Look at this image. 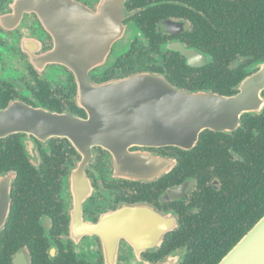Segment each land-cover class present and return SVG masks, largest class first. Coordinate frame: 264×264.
I'll use <instances>...</instances> for the list:
<instances>
[{
	"label": "flooded vegetation",
	"instance_id": "obj_1",
	"mask_svg": "<svg viewBox=\"0 0 264 264\" xmlns=\"http://www.w3.org/2000/svg\"><path fill=\"white\" fill-rule=\"evenodd\" d=\"M263 13L264 0H0V110L88 121L94 97L109 128V100L91 89L143 74L223 95L202 87L213 57L224 48L234 60L219 72H255L264 43L235 44L248 28L258 35ZM109 40L128 44L110 63ZM110 126L126 136L121 119ZM65 128L0 139V264H212L240 229L243 190L264 179V107L189 149L117 154Z\"/></svg>",
	"mask_w": 264,
	"mask_h": 264
},
{
	"label": "water",
	"instance_id": "obj_2",
	"mask_svg": "<svg viewBox=\"0 0 264 264\" xmlns=\"http://www.w3.org/2000/svg\"><path fill=\"white\" fill-rule=\"evenodd\" d=\"M115 27L118 28V25ZM115 42L109 40V56ZM255 69L241 81L237 93L228 96L183 92L170 86L163 78L146 74L91 89L104 101L109 100V128L103 122L105 118L100 120L102 115L97 109L100 99L96 101L94 97L87 100L90 108L88 121H74L38 109L12 105L4 111L0 110V139L31 130L65 135V126L74 124L81 130L78 140H87L106 149L109 145V151L117 154L124 146L143 143L189 149L198 141L201 132L234 131L243 114L257 113L263 109L264 63L258 64ZM103 113L105 117L108 115L107 110ZM117 119H121L123 124L118 131L126 134L124 137L110 134L114 130L111 122ZM100 122L102 125L98 127ZM106 131H109V136ZM128 156L137 161V156ZM217 264H264V216Z\"/></svg>",
	"mask_w": 264,
	"mask_h": 264
},
{
	"label": "trees",
	"instance_id": "obj_3",
	"mask_svg": "<svg viewBox=\"0 0 264 264\" xmlns=\"http://www.w3.org/2000/svg\"><path fill=\"white\" fill-rule=\"evenodd\" d=\"M257 26L260 28L255 34L254 30L248 28L245 34H241V43H236L242 48H248L249 50H255L256 45H263L264 43V13L260 16L259 21L256 22ZM211 30L213 28L211 27ZM214 38H218L221 42L225 39L226 34L218 30V27L215 32H212ZM233 44V43H231ZM234 45V44H233ZM218 56L213 57V64L210 66L209 79L206 83L202 85L205 87V90H213L223 95H229L232 88L241 83L248 75H245L241 68H238L236 71H225L219 72L220 68L224 64H229L230 60L234 58L226 56L224 54L225 49L219 47ZM255 57L257 55L255 54ZM264 61V60H263ZM213 69V70H212ZM263 173L259 172L257 175L251 179L256 180L255 186L251 188H245L243 193L246 194V202H241V226L240 229L235 231L231 236L233 239L230 242L226 243V246L217 256L216 260L212 264H217L227 252L255 225L257 221L264 216V179H262ZM235 220V218H233Z\"/></svg>",
	"mask_w": 264,
	"mask_h": 264
},
{
	"label": "rangeland",
	"instance_id": "obj_4",
	"mask_svg": "<svg viewBox=\"0 0 264 264\" xmlns=\"http://www.w3.org/2000/svg\"><path fill=\"white\" fill-rule=\"evenodd\" d=\"M128 44L124 42H118L114 45L113 51L109 56V60L112 59L114 56H118L126 51Z\"/></svg>",
	"mask_w": 264,
	"mask_h": 264
}]
</instances>
